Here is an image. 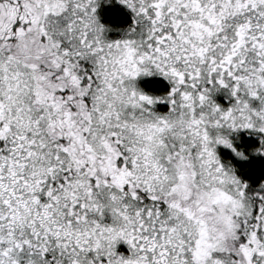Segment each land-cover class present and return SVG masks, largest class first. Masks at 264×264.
<instances>
[{
	"label": "snow or ice",
	"instance_id": "1",
	"mask_svg": "<svg viewBox=\"0 0 264 264\" xmlns=\"http://www.w3.org/2000/svg\"><path fill=\"white\" fill-rule=\"evenodd\" d=\"M0 264H264V0H0Z\"/></svg>",
	"mask_w": 264,
	"mask_h": 264
}]
</instances>
